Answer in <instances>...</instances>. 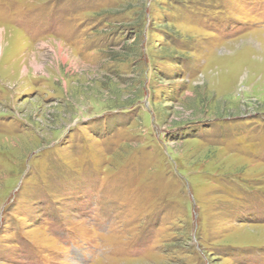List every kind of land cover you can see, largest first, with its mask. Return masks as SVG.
I'll return each mask as SVG.
<instances>
[{"label":"rangeland","instance_id":"obj_1","mask_svg":"<svg viewBox=\"0 0 264 264\" xmlns=\"http://www.w3.org/2000/svg\"><path fill=\"white\" fill-rule=\"evenodd\" d=\"M0 264H264V0H0Z\"/></svg>","mask_w":264,"mask_h":264}]
</instances>
